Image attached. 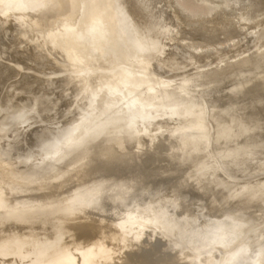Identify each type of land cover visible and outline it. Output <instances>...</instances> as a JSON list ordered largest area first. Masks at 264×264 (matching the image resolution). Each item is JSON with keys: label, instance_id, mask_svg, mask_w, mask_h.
<instances>
[{"label": "water", "instance_id": "95a60500", "mask_svg": "<svg viewBox=\"0 0 264 264\" xmlns=\"http://www.w3.org/2000/svg\"><path fill=\"white\" fill-rule=\"evenodd\" d=\"M0 264H264V0H0Z\"/></svg>", "mask_w": 264, "mask_h": 264}]
</instances>
